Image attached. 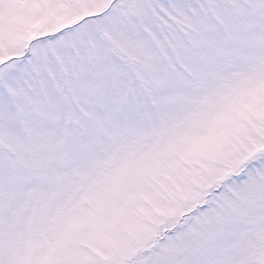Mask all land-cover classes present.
Wrapping results in <instances>:
<instances>
[{
  "label": "snow or ice",
  "instance_id": "obj_1",
  "mask_svg": "<svg viewBox=\"0 0 264 264\" xmlns=\"http://www.w3.org/2000/svg\"><path fill=\"white\" fill-rule=\"evenodd\" d=\"M0 264H264V0H0Z\"/></svg>",
  "mask_w": 264,
  "mask_h": 264
}]
</instances>
